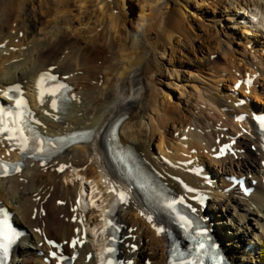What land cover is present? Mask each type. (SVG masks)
Wrapping results in <instances>:
<instances>
[{
	"label": "bare ground",
	"instance_id": "bare-ground-1",
	"mask_svg": "<svg viewBox=\"0 0 264 264\" xmlns=\"http://www.w3.org/2000/svg\"><path fill=\"white\" fill-rule=\"evenodd\" d=\"M51 69L73 86L62 108ZM0 92L43 133L87 135L0 175L20 231L7 264H56L52 238L94 264L101 208L122 264H169L181 202L235 264H264V0H0ZM0 157L19 158L3 137Z\"/></svg>",
	"mask_w": 264,
	"mask_h": 264
},
{
	"label": "rangeland",
	"instance_id": "rangeland-1",
	"mask_svg": "<svg viewBox=\"0 0 264 264\" xmlns=\"http://www.w3.org/2000/svg\"><path fill=\"white\" fill-rule=\"evenodd\" d=\"M243 20V19H242Z\"/></svg>",
	"mask_w": 264,
	"mask_h": 264
}]
</instances>
